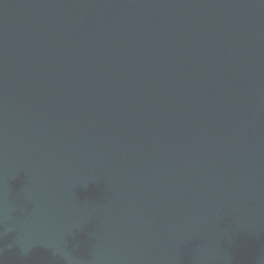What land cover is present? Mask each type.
Returning a JSON list of instances; mask_svg holds the SVG:
<instances>
[{
  "label": "water",
  "instance_id": "water-1",
  "mask_svg": "<svg viewBox=\"0 0 264 264\" xmlns=\"http://www.w3.org/2000/svg\"><path fill=\"white\" fill-rule=\"evenodd\" d=\"M0 264H264V0H0Z\"/></svg>",
  "mask_w": 264,
  "mask_h": 264
}]
</instances>
